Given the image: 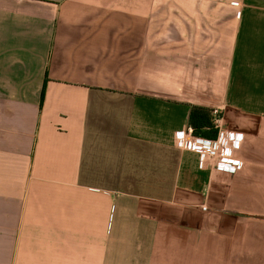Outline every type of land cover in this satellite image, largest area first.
<instances>
[{"label":"crops","instance_id":"1","mask_svg":"<svg viewBox=\"0 0 264 264\" xmlns=\"http://www.w3.org/2000/svg\"><path fill=\"white\" fill-rule=\"evenodd\" d=\"M0 264H264V0H0Z\"/></svg>","mask_w":264,"mask_h":264},{"label":"built area","instance_id":"2","mask_svg":"<svg viewBox=\"0 0 264 264\" xmlns=\"http://www.w3.org/2000/svg\"><path fill=\"white\" fill-rule=\"evenodd\" d=\"M212 124L218 131L215 138L195 135L189 129L185 134L176 133V143L199 153L202 164L204 161L219 160L223 169L235 171L241 164L235 156L239 134L223 128V116L218 109L212 112Z\"/></svg>","mask_w":264,"mask_h":264},{"label":"trees","instance_id":"3","mask_svg":"<svg viewBox=\"0 0 264 264\" xmlns=\"http://www.w3.org/2000/svg\"><path fill=\"white\" fill-rule=\"evenodd\" d=\"M207 113L201 108H193L190 113L189 128L195 135L215 138L218 131L209 119L205 120Z\"/></svg>","mask_w":264,"mask_h":264}]
</instances>
